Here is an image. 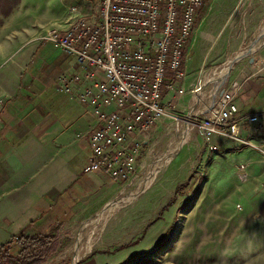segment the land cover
I'll return each mask as SVG.
<instances>
[{"label": "rangeland", "instance_id": "obj_1", "mask_svg": "<svg viewBox=\"0 0 264 264\" xmlns=\"http://www.w3.org/2000/svg\"><path fill=\"white\" fill-rule=\"evenodd\" d=\"M220 3L212 13L210 1L197 7L198 17L215 20L197 23L184 50L185 91L173 94L172 116L150 130L136 178L117 191H93L74 220H56L49 230L55 245L42 264H264V163L253 159L259 147L228 138L211 151L198 125L219 96L216 80L224 77L218 90L238 91L264 66V0ZM67 6L0 0V74H22L49 29L65 26Z\"/></svg>", "mask_w": 264, "mask_h": 264}, {"label": "built area", "instance_id": "obj_2", "mask_svg": "<svg viewBox=\"0 0 264 264\" xmlns=\"http://www.w3.org/2000/svg\"><path fill=\"white\" fill-rule=\"evenodd\" d=\"M207 1L100 0L97 12L72 6V20L49 29L47 39L72 59L58 74V89L76 95L94 117L86 171H107L118 183L136 178L150 130L172 116L173 94L185 91L184 50L197 7ZM220 92L198 122L208 148L219 150L216 136L257 146L242 130L258 129L263 113L239 114L237 91Z\"/></svg>", "mask_w": 264, "mask_h": 264}, {"label": "crops", "instance_id": "obj_3", "mask_svg": "<svg viewBox=\"0 0 264 264\" xmlns=\"http://www.w3.org/2000/svg\"><path fill=\"white\" fill-rule=\"evenodd\" d=\"M64 1L69 9L76 6L84 14L97 12L100 6V0ZM209 1L212 13L224 0ZM74 15L70 9L64 25ZM214 18V14L203 17L198 28ZM210 34L203 39L208 42ZM71 64L61 48L46 40L36 45L22 74H0V245L22 232L50 230L58 219L74 220L83 199L93 191H117L119 183L107 171L85 170L94 117L76 95L58 89V74L71 69ZM222 78L216 80L217 86ZM234 101L239 114L263 113L257 134L249 136L259 147L253 159L264 163V66L244 79ZM248 130L243 128L242 133L248 136ZM228 138L215 137L217 142ZM135 249L128 252L135 254Z\"/></svg>", "mask_w": 264, "mask_h": 264}, {"label": "trees", "instance_id": "obj_4", "mask_svg": "<svg viewBox=\"0 0 264 264\" xmlns=\"http://www.w3.org/2000/svg\"><path fill=\"white\" fill-rule=\"evenodd\" d=\"M202 18L197 15L196 23ZM185 183L177 186L176 193L184 192ZM174 200L175 197L171 202ZM55 238L54 233L49 230L41 233L22 232L13 235L7 242L0 245V264H42L53 250Z\"/></svg>", "mask_w": 264, "mask_h": 264}, {"label": "bare ground", "instance_id": "obj_5", "mask_svg": "<svg viewBox=\"0 0 264 264\" xmlns=\"http://www.w3.org/2000/svg\"><path fill=\"white\" fill-rule=\"evenodd\" d=\"M229 64H230V61H229ZM225 67V66H224ZM228 67H229V65L228 66H226L223 70H221L220 71V73L222 72V73H224V74H226L227 73V71H228ZM223 82V81H222ZM222 82L220 81V83L218 84V85H221L222 84ZM216 86H217V84H216ZM216 86H215V88H214V95H216L215 94V90H216ZM191 121V120H190ZM195 122V121H194ZM188 125V124H187ZM194 126V125H193ZM189 127V126H188ZM179 145V144H178ZM174 153V152H173ZM165 160H167V159H165ZM158 163V162H157ZM161 165V164H160ZM124 199V198H123ZM109 206V205H108ZM111 206V205H110ZM108 211H110V210H108ZM104 213V212H103Z\"/></svg>", "mask_w": 264, "mask_h": 264}, {"label": "water", "instance_id": "obj_6", "mask_svg": "<svg viewBox=\"0 0 264 264\" xmlns=\"http://www.w3.org/2000/svg\"><path fill=\"white\" fill-rule=\"evenodd\" d=\"M254 51V49H249L248 51H246V52H244V53H242L241 55H239V57H242V56H245V55H247V54H250V53H252ZM238 57V58H239Z\"/></svg>", "mask_w": 264, "mask_h": 264}]
</instances>
